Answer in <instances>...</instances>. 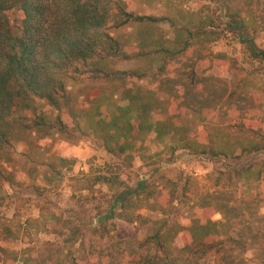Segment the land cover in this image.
<instances>
[{
    "label": "trees",
    "instance_id": "16d2710c",
    "mask_svg": "<svg viewBox=\"0 0 264 264\" xmlns=\"http://www.w3.org/2000/svg\"><path fill=\"white\" fill-rule=\"evenodd\" d=\"M219 1L223 31L238 40L240 60L264 76V0ZM165 8L163 16L155 17L137 15L123 0H0V163L12 160L15 143L54 133L92 137L126 168L136 144L150 134L164 145L158 156L167 164L178 152L236 162L264 153V129L247 138L242 123L211 127L207 138L190 136L184 117L204 122L211 111L225 110L234 122L247 112L249 99L201 75L229 62L210 49L219 27L209 13L188 11L183 4ZM15 13L20 15L16 29L10 21ZM124 28L133 29L130 41L112 36ZM84 80L101 86L88 111L76 108L69 89L70 81ZM156 113L165 119L155 121ZM116 167L99 168L83 180L84 190L108 188V207L76 227L70 219L62 221L68 235L43 264H254L242 256L253 249L264 253V229L252 227L255 208L264 206V160L222 175L236 185L256 184L257 204L240 203L229 191L201 193L197 204L206 223L197 220L189 227L171 221L174 191L156 192L147 180L131 187L120 178L122 167ZM142 210L162 215L151 235L138 242L111 236L117 221L148 222ZM217 214L221 220L212 221ZM84 230L97 243L107 240L106 248L98 254L97 243L87 248ZM181 233L186 245L175 250L173 241ZM85 252L97 261L84 257ZM0 254L9 257L5 264L29 263L2 247Z\"/></svg>",
    "mask_w": 264,
    "mask_h": 264
},
{
    "label": "rangeland",
    "instance_id": "374dc122",
    "mask_svg": "<svg viewBox=\"0 0 264 264\" xmlns=\"http://www.w3.org/2000/svg\"><path fill=\"white\" fill-rule=\"evenodd\" d=\"M129 3L137 15L161 17L166 13V6L183 4L188 11H206L219 27L217 39L211 43L214 54H224L229 58L225 66H213L202 74L204 77L217 79L218 87L226 85L229 92L246 93L249 99L247 112L237 121L232 122L230 114L225 110L211 111L206 119L188 115L183 118L190 125L191 137L203 133L207 138L211 127L224 128L245 124L246 137L252 138L259 130L264 129V76L250 65L240 60V45L235 36L224 28V9L218 0H123ZM20 15H10L11 25L18 28ZM133 29L124 28L112 31V36L122 40H131ZM131 65H125V68ZM101 86L98 83L84 80L69 82L76 108L88 111L91 101L99 95ZM112 90V89H111ZM236 99V98H235ZM155 121H163L161 113L153 116ZM234 141L237 139L234 130ZM165 147L156 141L154 134L148 135L143 143H137L133 152L132 165L122 167V160L110 157L101 144L92 137L77 134L74 139L54 133L50 138L41 139L35 134L28 141L15 143L9 163H0V247L18 254L28 264H43L48 257L56 255V248L63 245L65 238L62 221L72 220L76 227L78 221H87L97 211H105L111 198V192L105 186H96L91 191L83 189V180L95 174L99 168L107 165L122 167L118 172L123 182L135 186L147 180L156 192H175V202L171 207V221L182 227H189L194 221L206 223L202 209L197 204L198 195L216 191H229L240 203L257 204V185L234 184L224 179V173L240 169L251 163L264 160V153L245 158L241 162L232 159L211 158L207 156H191L186 152H178L172 163H165L158 156ZM63 162H62V161ZM65 161V162H64ZM117 168V167H116ZM48 180L50 183H48ZM141 215L148 222L128 224L117 221L115 231L111 235L115 240L138 242L153 232V222L162 218L159 212L142 210ZM252 220L255 231L264 229V206L256 207ZM60 219V220H59ZM212 221L221 220L215 215ZM60 221V222H59ZM96 223H94V226ZM85 235L86 230L83 231ZM86 247H92L97 239L87 234L84 239ZM108 241L97 243L93 248L98 254L106 248ZM186 245L185 236L181 233L173 241L175 250ZM65 254V253H64ZM96 262L97 256H89ZM239 254L235 253L234 257ZM7 258L0 254V264ZM242 258L252 260L254 264H264V253L253 249ZM22 263V262H21ZM20 262L18 264H21Z\"/></svg>",
    "mask_w": 264,
    "mask_h": 264
}]
</instances>
